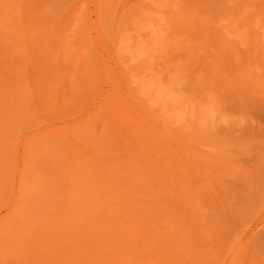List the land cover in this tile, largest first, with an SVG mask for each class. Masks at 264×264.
Masks as SVG:
<instances>
[{
    "label": "rangeland",
    "instance_id": "374dc122",
    "mask_svg": "<svg viewBox=\"0 0 264 264\" xmlns=\"http://www.w3.org/2000/svg\"><path fill=\"white\" fill-rule=\"evenodd\" d=\"M0 255L264 264V0H0Z\"/></svg>",
    "mask_w": 264,
    "mask_h": 264
},
{
    "label": "bare ground",
    "instance_id": "6f19581e",
    "mask_svg": "<svg viewBox=\"0 0 264 264\" xmlns=\"http://www.w3.org/2000/svg\"><path fill=\"white\" fill-rule=\"evenodd\" d=\"M156 33H157V32H156ZM160 34H161V33H160ZM158 36H159V35H158ZM228 39H229V38H228ZM233 40H234V39H233ZM115 116H116V115H115ZM126 117H127V116H126ZM113 119H114V118H113ZM111 123H112V122H111ZM188 124H189V123H188ZM96 131H97V130H96ZM82 141H83V140H82ZM108 143H109V142H108ZM100 148H101V147H100ZM103 148H104V147H103ZM48 152H49V151H48ZM45 153H46V152H45ZM65 161H66V160H65ZM168 161H169V160H168ZM157 162H158V160H157ZM69 163H70V162H69ZM170 163H171V162H170ZM173 163H174V162H173ZM140 167H141V166H140ZM114 168H115V167H114ZM143 168H144V167H143ZM161 168H162V165H161ZM80 169H82V168H80ZM83 169H84V168H83ZM159 169H160V168H159ZM161 170H163V169H161ZM164 170H165V169H164ZM115 171L117 172V170H115ZM78 172H79V171H78ZM95 172H97V171H95ZM185 174H186V173H185ZM77 175H80V173L77 174ZM118 176H119V175H118ZM121 176H122V175H121ZM115 177H116V176H115ZM153 177H155V175L152 176V177H149V178H153ZM118 178H119V177H118ZM121 178H122V177H121ZM140 178H141V177H140ZM92 179H93V178H92ZM158 179H159V178H158ZM73 180L75 181V179H73ZM73 180H72L71 182H74ZM151 180H152V179H151ZM76 181H77V180H76ZM154 181H155V180H154V178H153L152 181H148V182L153 183ZM117 182H119V181H117ZM146 182H147V181H146ZM162 183H163V182H162ZM113 184H114V183H113ZM142 184H143V183H142ZM159 184H160V183L158 182V186H159V187H158V186H156V187L154 186V188H156V189L158 188V190H159V193L156 194L157 197H158V194H160V193H162V192H163V193H162L161 196H163V195H164V189H163V188H166V187L160 188V187H162V185L160 184V185H161V186H160ZM151 185H154V184H151ZM210 185H211V184H210ZM80 186H81V185H80ZM108 186H109V185H108ZM112 186H113V185H112ZM117 186H120V185H117ZM125 186H126V185H125ZM146 186H148V185H145V187H146ZM164 186H165V185H164ZM114 187H115V186H114ZM129 187H130V186H129ZM134 187H136V186H134ZM111 188H112V187H111ZM111 188H110V189H111ZM122 188H123V186H122ZM148 188H149V187H148ZM32 189H33V188H32ZM59 189H60V188H59ZM88 189L90 190V188H88ZM110 189H109L108 193H109V192L112 193ZM156 189H155V190H156ZM166 189H167V188H166ZM67 190H68V189H67ZM89 190H88V192H89ZM125 190H126V188L124 189V191H125ZM135 190H138V189H135ZM160 190H162V192H160ZM65 191H66V190H65ZM68 191H69V190H68ZM71 191H72V190H71ZM96 191H97V190H96ZM104 191H105V190H104ZM122 191H123V190H122ZM127 191H128V190H127ZM146 191H147V193L149 192L150 194H153V193H152V192H153V189H151L150 191H148V190L146 189ZM63 192H64V191H63ZM66 192H67V191H66ZM69 192H70V191H69ZM69 192H68L67 194H69ZM72 192H73V191H72ZM84 192L87 193L86 191H84ZM93 192H94V191H91L90 193H92V194L94 195L95 192H94V193H93ZM129 192H130V191H129ZM90 193H89V194L87 193V195H84V196L87 198L88 195H90ZM113 193H115V192H113ZM113 193H112V194H113ZM121 193L124 194V192H121ZM132 193H133V192H132ZM165 193H166V192H165ZM29 194H30V193H29ZM117 194H118V193H117ZM138 194H139V193H138ZM150 194H149V195H150ZM60 195H61V194H60ZM131 195H132V194H131ZM135 195H137V192H136ZM140 195H141V194H140ZM147 195H148V194H147ZM69 196H70V195H69ZM84 196H83V197H84ZM98 196H100L99 193H98V195L95 196V197L97 198ZM101 196H102V195H101ZM115 196H116V195H115ZM118 196H119V195H118ZM118 196H117L116 198H114V199L117 200V199H118ZM125 196H127L126 193H125ZM128 196H129V195H128ZM154 196H155V195H154ZM161 196H159L160 200H162ZM164 196H165V195H164ZM164 196H163V197H164ZM167 196H168V195H167ZM63 197H66V196H63ZM70 197H71V196H70ZM73 197H74V196H73ZM91 197H92V196H91ZM103 197H104V196H103ZM112 197H114V196H112ZM151 197H152V195H151ZM151 197H150V199H151ZM173 197H174V196H173ZM86 198L83 199V200H85V204L88 203V201H89V200L86 201ZM88 198H89V197H88ZM96 198H95V199H96ZM100 198H101V197H99V198L96 199V200H99ZM109 198H111V197H108L107 199H109ZM130 198H132V197H130ZM135 198H138V197H134L131 201L134 200V202H135V201H136ZM184 198H185V197H184ZM67 199H68V198H67ZM73 199H75V198H73ZM81 199H82V198L77 199V200H79V201L81 202V201H83V200H81ZM95 199H94L93 201H95ZM114 199H112V201H113ZM138 199L140 200V198H138ZM153 199H155V198H153ZM156 199H157V198H156ZM163 199H164V198H163ZM187 199H188V198H187ZM65 200H66V199H65ZM68 200H69V202H70V201H71V198H69ZM118 200H119V199H118ZM118 200H117V201H118ZM123 200H126V199H123ZM151 200H152V199H151ZM191 200H192V198H191ZM75 201H76V200H75ZM112 201H110L109 203H111ZM117 201H115V202H117ZM120 201H121V200H120ZM127 201L129 202L130 200H127ZM152 201H154V200H152ZM184 201H185V200H184ZM99 202H100V204L102 205L101 201H99ZM106 202H107V201H106ZM106 202H105V203H106ZM128 202H127V203H128ZM149 202H150V201H149ZM172 202H173V201H172ZM191 202H192V201H191ZM81 203H82V202H81ZM91 203H92V201H91ZM91 203H90V204H91ZM177 203H178V202H177ZM76 204H78V203H76ZM76 204H75V205H76ZM85 204H81V205H84V206H85ZM120 204H121V203H120ZM122 204L126 205V203H122ZM122 204H121V205H122ZM129 204H132V203L129 202ZM140 204H142V203H140ZM184 204H185V203H184ZM56 205H57V204H56ZM70 205H71V203H70ZM136 205H137V204H136ZM143 205H144V204H143ZM143 205H140V206L143 207ZM153 205H154V202H153ZM165 205H166V204H165ZM165 205H164V206H165ZM167 205H168V203H167ZM180 205H181V204H180ZM72 206H73V204H72ZM72 206H71V207H72ZM109 206H111V204L108 205V206H104V207H107V208H108ZM64 207L66 208L65 205H64ZM64 207H63V208H64ZM68 207H69V206H68ZM126 207H127V206H126ZM144 207H145V206H144ZM149 207H150V206H149ZM162 207H163V206H162ZM186 207H187V206H186ZM25 208H26V207H25ZM69 208H70V207H69ZM84 208H85V207H84ZM101 208H102V207H101ZM101 208H99V209H101ZM132 208H133V209H137L136 207H132ZM152 208H154V207H152ZM158 208H159V207H158ZM158 208H156V209H158ZM177 208H178V207H177ZM61 209H62V208H61ZM78 209H79V207H78ZM126 209H127V208H126ZM126 209H125V210H126ZM129 209H131V205L128 207V210H129ZM133 209H132V210H129V211H131V212H132V211H133V212H136V210H133ZM143 209H144V208H143ZM143 209H142V210H143ZM154 209H155V208H154ZM154 209H153V210H154ZM165 209H166V208H165ZM25 210H27V208H26ZM53 210H54V209H53ZM66 210H68L69 213L72 212L71 210H69V209L66 208V209H65V213L68 212V211L66 212ZM76 210H77V209H76ZM101 210H103V209H101ZM104 210H105V209H104ZM116 210H117V212L115 211L116 213H119V212H120V207H119V205H118V208H117ZM149 210H150V209H149ZM153 210H151V212H152ZM167 210H168V209H167ZM169 210H170V209H169ZM171 210H172V209H171ZM173 210H174V209H173ZM79 211H80V210H77V211H75V212H79ZM111 211H112V210H111ZM126 211H127V210H126ZM137 211H138V210H137ZM156 211H157V210H156ZM158 211H159V210H158ZM158 211H157V212H158ZM184 211H185V210H184ZM184 211H183V212H184ZM25 212H26V211H25ZM83 212H84V211H83ZM105 212H106V211H105ZM105 212H103V213H105ZM112 212H113V211H112ZM124 212H125V211H124ZM124 212H122V213H124ZM146 212H147V209H146ZM149 212H150V211H148V214H149ZM153 212H154V211H153ZM160 212H161V214L164 213V212L162 213V211H160ZM160 212L158 213V215H161ZM73 213H74V212H72V213L69 214V215H72ZM86 213H88V212H85L84 214L86 215ZM89 213H90V212H89ZM93 213H94V212H93ZM95 213H96V212H95ZM95 213H94V214H95ZM122 213L120 212V214H118V215L122 216V215H123ZM136 213H139V212H136ZM143 213H144V212H143ZM176 213H177V212H176ZM78 214H79V213H78ZM82 214H83V213H82ZM94 214H93V215H94ZM96 214H97V213H96ZM121 214H122V215H121ZM133 214H134V213H133ZM139 214H140V213H139ZM168 214H169V213H168ZM56 215H57V214H56ZM61 215H63V214H61ZM65 215L67 216L68 213L65 214ZM65 215H63V217H61V219L64 218ZM69 215H68V216H69ZM73 215H74V214H73ZM73 215H72V216H73ZM89 215L92 217L91 219L95 218V217H93V215H91V214H89ZM106 215H108V214H106ZM150 215H151V214H150ZM163 215L166 216L165 213H164ZM58 216H59V215H58ZM66 216H65V218L68 217V216H67V217H66ZM82 216H83V215H82ZM97 216H98V218H100L99 214H97ZM109 216H111V215H109ZM112 216H113V214H112ZM120 216H119V217H120ZM151 216H153V215H151ZM156 216H157V215H156ZM164 216H163V217H164ZM74 217H75V219H74V218H73V219H74V220H77V219H76V215H75ZM79 217H80V216H79ZM102 217H105V216H102ZM106 217H107V216H106ZM123 217H125V215H124ZM127 217H131V216H127ZM127 217H126V218H127ZM136 217H137V216H136ZM136 217H135V218H136ZM140 217H141V216H140ZM146 217H147V216H146ZM146 217H145V219H146ZM148 217H149V216H148ZM148 217H147V218H148ZM153 217H155V216H153ZM173 217H174V216H173ZM65 218L63 219L64 221H65ZM69 218H70V216H69ZM77 218H78V217H77ZM88 218H89V217H88ZM137 218H139V216H138ZM161 218H162V217H161ZM23 219H24V218H23ZM57 219H58V218H57ZM57 219H56V220H57ZM83 219H85V218H83ZM129 219H130V218H129ZM154 219H155V218H154ZM46 220H47V219H46ZM46 220H45V221H46ZM58 220H59V219H58ZM71 220H72V219H71ZM94 220H95V219H94ZM97 220H98V219H97ZM99 220H100V219H99ZM103 220H104V219H103ZM109 220H110V219H109ZM134 220H135V219H134ZM134 220H133V221H134ZM60 221H61V220H60ZM72 221H73V220H72ZM90 221H91V220H90ZM100 221H101V220H100ZM112 221H113V219H112ZM114 221H115V220H114ZM120 221H121V220H118V223H120ZM146 221H147V220H146ZM150 221H151V220H150ZM39 222H40V221H39ZM39 222H38V224H39ZM43 222H44V221H43ZM57 222H58V221H57ZM69 222H70V221H69ZM69 222H67V223L69 224ZM79 222H80V221H79ZM79 222H78V223H79ZM82 222H83V221H82ZM84 222H85V221H84ZM84 222L82 223V225L84 224ZM92 222H93V220H92ZM101 222H102V221H101ZM109 222H110V221H109ZM130 222H131V221H130ZM130 222H129V223H130ZM135 222L143 224V222H142L141 220H140V222H138V219H137V221H135ZM144 222H145V221H144ZM151 222H152V221H151ZM151 222H149V225H150ZM153 222H154V220H153ZM153 222H152V225L154 226ZM159 222H160V221H159ZM172 222H173V221H172ZM174 222H175V221H174ZM177 222H178V219H177ZM59 223H61V222H59ZM70 223H71V222H70ZM72 223H73V222H72ZM76 223H77V222H76ZM94 223H95V222H94ZM96 223L98 224V221H97ZM104 223H105V222H104ZM161 223H163V222H161ZM38 224H36L37 227H39ZM61 224H63V223H61ZM74 224H75V223H74ZM80 224H81V222H80ZM85 224H87V222H85ZM85 224H84V226H85ZM88 224H89V222H88ZM88 224H87V225H88ZM100 224H101V223H100ZM110 224L112 225L113 222L110 223ZM110 224H109V225H110ZM158 224H159V223H158ZM158 224H157V225H158ZM165 224H166V223H165ZM43 225H44V224H43ZM58 225H59V224H58ZM65 225H66V224H65ZM71 225H72V224H71ZM111 225L108 226L107 229H109V228L112 229L114 225H113V226H111ZM131 225H132V224H131ZM152 225H151V226H152ZM157 225H156V228H154V229H159V228L161 229L162 226L160 227V226H159L160 224H159L158 227H157ZM195 225H196V224H195ZM61 226H62V225H61ZM67 226H68V225H67ZM67 226H66V227H67ZM73 226H74V225H73ZM76 226L79 227L78 224H77ZM76 226H74V227H76ZM91 226L94 227V225H92V224H91ZM91 226H90V224H89V226H87V227H88V231L91 230V229H90ZM98 226H99V224H98ZM98 226L95 225L94 228L96 229V227H98ZM104 226H107V225H104ZM104 226H103V227H104ZM153 226H152V228H153ZM164 226H165V225H164ZM164 226H163L162 228H164ZM44 227H45V226H44ZM55 227L57 228V225L54 226V227L52 226V228H55ZM69 227H70V226H69ZM71 227H72V226H71ZM74 227L71 228V229L74 230ZM89 227H90V228H89ZM99 227H100V226H99ZM99 227H98V228H99ZM144 227H145V224H144ZM167 227H168V226H167ZM193 227H194V226H193ZM56 228H55V229H56ZM60 228L62 229V227H60ZM94 228H93V229H94ZM105 228H106V227H105ZM129 228H130V227H129ZM147 228H148V227H147ZM168 228H169V227H168ZM189 228H190V226H189ZM28 229H29V228H28ZM35 229H37V228H35ZM47 229H49V228H47ZM71 229H69V231H70ZM93 229H92V230H93ZM95 229L93 230V234H94ZM107 229H106V230H107ZM139 229H140V228H139ZM154 229H153V230H154ZM173 229H174V226H173ZM173 229H172V231H171L172 233H173V231H174ZM29 230H30V229H29ZM52 230H53V229H52ZM62 230H63V229H62ZM73 230H71V232H72ZM85 230H86V229H85ZM92 230H91V231H92ZM101 230H102V229H101ZM114 230H115V227H114V229L112 230V232H113ZM116 230H117V228H116ZM141 230H144V229H141ZM147 230H148V229H147ZM153 230H151V231L149 230V231L153 234ZM170 230H171V229H170ZM176 230H178V229H176ZM40 231H41V230H40ZM56 231H59V230L56 229ZM56 231H54V232H56ZM77 231L80 232L79 229H78ZM88 231H87V233H88ZM96 231H97V233L99 232V230H97V229H96ZM117 231H118V230H117ZM117 231H116V232H117ZM145 231H146V230H145ZM158 231H159V230H158ZM163 231H164V230H163ZM193 231H195V229H194ZM211 231H212V230H211ZM19 232H20V231H19ZM28 232H29V231H28ZM31 232H32V230H31ZM71 232H69V233L71 234ZM73 232H74V231H73ZM73 232H72V233H73ZM102 232L105 233V229H104ZM110 232H111V231H110ZM120 232H121V231H120ZM136 232H137V231H136ZM159 232H160V231H159ZM29 233H30V232H29ZM50 233H51V232H50ZM69 233H68V234H69ZM76 233H77V232H76ZM84 233H85V232H84ZM114 233H115V231H114L112 234H114ZM126 233H127V232H126ZM126 233H125V234H126ZM151 233H148L149 237H151ZM162 233H163V232H162ZM166 233H169V232H166ZM172 233H171V234H172ZM174 233H175V231H174ZM59 234L61 235V237L63 236V235H62V232L59 233ZM68 234H67V235H68ZM78 234H80V233H78ZM78 234H77L76 236H78ZM88 234H89V235H92V238H93V236H95V235L92 234V232H91V233H88ZM98 234H100V233H98ZM117 234H118V233H116V234H114V235H111V236H114V239H116L115 235H117ZM145 234H146V233H145ZM171 234L168 235V236H169V237H172ZM175 234L179 235V233H177V231H176ZM202 234H203V233H202ZM16 235H18V234H16ZM67 235H66V237H67ZM86 235H87V234H86ZM101 235H102V233H101ZM104 235H105V234H103L102 236H104ZM106 235L108 236V238L111 237V236L109 237V234H107V233H106ZM128 235H129V237H125V235L121 234V236H120V238H119V239L123 240V242H125V245L128 244V243H130V241H132V243H133L134 240L136 241V238H134L135 235L132 234V232H131V234H128ZM143 235H144V233H143ZM143 235H142V236H143ZM146 235H147V234H146ZM146 235H145V238H144V237L142 238V236H141V238H139L140 236L137 237V238H139L140 240H141V239H146V238H147ZM199 235H200V234H199ZM203 235H204V234H203ZM72 236H74V235L72 234ZM79 236H81V235H79ZM87 236H88V235H87ZM137 236H138V235H137ZM156 236H157V235H156ZM168 236L165 234L164 239H166V237H168ZM180 236H181V235H180ZM201 236H202V235H201ZM209 236H210V234H209ZM36 237H37V236H36ZM47 237H48V236H47ZM59 237H60V236H59ZM61 237H60V238H61ZM84 237H85V236H84ZM84 237H83V238H84ZM105 237H106V236H105ZM105 237H104V238H105ZM121 237H122V238H121ZM174 237H175V236H174ZM196 237H197V236H196ZM205 237H206V235H205ZM207 237H208V235H207ZM55 238H56V237H55ZM62 238H63V237H62ZM81 238H82V237H81ZM92 238H91V239H92ZM112 238H113V237H112ZM161 238H163V236H162ZM161 238L158 237V239H161ZM65 239H66V238H65ZM86 239H88V238L86 237ZM86 239H84V240L86 241ZM89 239H90V238H89ZM89 239H88L87 241H89ZM91 239H90V240H91ZM95 239H96V237L93 238L94 241H95ZM158 239H157V240H158ZM48 240H49V239H48ZM55 240H56V239H55ZM60 240H61V239H60ZM79 240H80V238H79ZM81 240L83 241V239H81ZM93 240H92V241H93ZM96 240H97V239H96ZM117 240H118V239H116V240H111L112 242L115 241V242H114L115 244L113 243L114 246H115L117 243H120V241H121V240H118V241H117ZM151 240H153V239H151ZM166 240H167V239H166ZM69 241H70V240H69ZM69 241H68V242H69ZM75 241H76V240H75ZM94 241H93V242H94ZM105 241H109V239H108V240L105 239ZM111 241H110V242H111ZM116 241H117V243H116ZM135 241H134V243H138V244L141 243V242H139V241H137V242H135ZM160 241H161V240H160ZM162 241H163V239H162ZM68 242H67V244H68ZM70 242H71V241H70ZM80 242H81V241H80ZM112 242H111V243H112ZM123 242H121L120 244H117V245L122 247V246H123V245H122ZM146 242H147V241H146ZM151 242H152L151 244H153V241H151ZM155 242H156V237H155ZM158 242H159V240H158ZM97 243H98V242H97ZM105 243H106V242H104V245H105ZM108 243H109V242H108ZM132 243H130V244H132ZM134 243L132 244V247H133ZM144 243H145V242H144ZM144 243H143V244H144ZM156 243H157V242H156ZM164 243H165V242H164ZM164 243H162L163 246H164ZM58 244H59V243H58ZM61 244H62V245H61ZM61 244H59V245H61V246L64 245L63 243H61ZM75 244H79V243H78V239H77V243H75ZM100 244H101V242H100ZM102 244H103V243H102ZM183 244H184V243H183ZM45 245H46V244H45ZM69 245H71V244H69ZM82 245H83V244H82ZM85 245H86V244H85ZM106 245H107V243H106ZM110 245H111V244H110ZM135 245H137V244H135ZM169 245H170V244H169ZM179 245H180V244H179ZM200 245H201V243H200ZM72 246H73V245H71V247H72ZM93 246H94L93 248L96 247L95 245H93ZM118 246H117V247H118ZM126 246H127V245H126ZM146 246H148V245H146ZM146 246H144V247H146ZM181 246H183V245H181ZM186 246H187V245H186ZM18 247H19V246H17L16 248L18 249ZM98 247H100V246H98ZM106 247H107V246H106ZM117 247H116V249L119 248V247H118V248H117ZM123 247H124V246H123ZM123 247H122V248H123ZM132 247H131V245L129 246L130 250H126L128 247H126V249L123 248V250H126V251H125V253H124L123 250H122V252H123L124 254H126L127 251L130 252V251L133 250ZM158 247H159V246H158ZM9 248H10V247H9ZM59 248H60V246H59ZM59 248H57V251H62V250L59 249ZM84 248H87V247H84ZM103 248L105 249V247H103ZM111 248H113L112 245H111ZM161 248H162V247H161ZM182 248H184V247H182ZM182 248H181V249H182ZM210 248H211V247H210ZM22 249H23V248H22ZM58 249H59V250H58ZM88 249H90V248H88ZM96 249H99V251H102V247H101V248H96ZM96 249H95V254H96V251H97ZM100 249H101V250H100ZM109 249H110V248H109ZM120 249H121V248H120ZM120 249L117 250V251H119V253L121 252ZM131 249H132V250H131ZM144 249H145V248H144ZM152 249H154V248H152ZM155 249H156V248H155ZM155 249H154V250H155ZM13 250H15V249H13ZM65 250H66V248H65ZM70 250H71V249H70ZM76 250H77V249H76ZM76 250H75L74 252H78V251H76ZM113 250H114V249H113ZM159 250H160V249H159ZM159 250H158V252H160ZM161 250H162V249H161ZM184 250H185V249H184ZM6 251H9V252H10L9 249H6ZM68 251H69V250H68ZM82 251H83V250H82ZM82 251H81V252H82ZM85 251L87 252L88 250L85 249ZM90 251H91V250H90ZM90 251H89V252H90ZM133 251H134V250H133ZM133 251L130 252V253H133ZM139 251H140V254H141V252H142L143 255L145 254V253H143V250H142V249H140V250L138 249V252H139ZM52 252L55 253V256H54L52 253H51V255H53L55 258H57V257H56V256H57V255H56L57 252H55V251H52ZM71 252H73V251H70V253H71ZM74 252H73V253H74ZM97 252H98V251H97ZM115 252H116V251H115ZM122 252H121V253H122ZM129 252H128V253H129ZM147 252H148V251H147ZM158 252H157V253H158ZM162 252H163V251H162ZM168 252H169V251H168ZM1 253H2V252H1ZM13 253H14V252H13ZM19 253H20V252H19ZM73 253H72V254H73ZM90 253H91V252H90ZM106 253H107V251H106ZM111 253H112V251H111ZM116 253H117V252H116ZM134 253H135V251H134ZM2 254H4V253H2ZM23 254L27 255L25 252H24ZM68 254H69V253H68ZM72 254H71V255H72ZM74 254H75V253H74ZM79 254H80V252L78 253V255H79ZM87 254H88V253H87ZM97 254H98V253H97ZM107 254H109V253H107ZM113 254H114V252H113ZM113 254H112V255H113ZM149 254H150V253H148V255H147V254H146V255L149 256ZM177 254H178V253H177ZM183 254H184V253H183ZM5 255H6V254H5ZM15 255H16V252H15ZM83 255H86V253L83 254ZM102 255H105V254L103 253ZM109 255H110V254H109ZM114 255H115V254H114ZM117 255L120 257L119 254H117ZM117 255H116V256H117ZM127 255H128V254H127ZM129 255H130V254H129ZM129 255H128V256H129ZM146 255H144V256H146ZM0 256H1V255H0ZM19 256H20V255H19ZM64 256H65V255H64ZM133 256H136V255H133V254H132L131 257H133ZM137 256H138V255H137ZM139 256H140V255H139ZM139 256H138V257H139ZM144 256H143V257H144ZM1 257H2V256H1ZM23 257H24V256H23ZM60 257H61V256H60ZM62 257H63V256H62ZM68 257H69V256H68ZM85 257H86V256H85ZM90 257H92V256H90ZM98 257H99V256H98ZM98 257H97V259H98ZM107 257H108V256H107ZM121 257H122V256H121ZM121 257H120V258H121ZM124 257H125V256H124ZM143 257H142V258H143ZM153 257H155V256H153ZM83 258H84V256H83ZM93 258L96 259V256L93 257ZM93 258H91V259H93ZM102 258H103V257H102ZM112 258L114 259V256H113ZM117 258H118V257H117ZM120 258H118V259H120ZM122 258H123V257H122ZM125 258L128 259V257H125ZM146 258H148V257H146ZM171 258H173V257L171 256ZM63 259L65 260V258H63ZM69 259H70V258H69ZM80 259H81V258L79 257L78 260H80ZM84 259H85V258H84ZM23 260H24V259H23ZM71 260H72V259H71ZM81 260H82V259H81ZM128 260H129V261H132L133 259H132V260L128 259ZM140 260H141V257H140ZM146 260H148V259H146ZM162 260H163V259H162ZM170 260H172V259H170ZM74 261H75V260H74ZM82 261H83V260H82ZM84 261H86V260H84ZM87 261H88V260H87ZM91 261H92V260H91ZM91 261H90V262H91ZM99 261H100V260H99ZM101 261H102V260H101ZM109 261H110V259H109ZM113 261H114V260H113ZM116 261H117V260H116ZM122 261H123V260L121 259V262H122ZM148 261H149V260H148ZM189 261H190V260H189ZM63 262H64V261H62V263H63ZM66 262H67V261H66ZM66 262H65V263H66ZM75 262H77V261H75ZM88 262H89V261H88ZM93 262H94V264H95L96 261L94 260ZM97 262H98V260H97ZM132 262H133V261H132ZM132 262H131V263H132ZM141 262H143V261H141ZM170 262H171V261H170ZM187 262H188V261H187ZM85 263H87V262H85ZM110 263H112V262H110ZM124 263H125V262L123 261L122 264H124ZM147 263H148V262H147ZM164 263H165V261H164ZM167 263H168V262H166V264H167ZM211 263H212V262H211ZM27 264H28V262H27ZM60 264H61V263H60ZM66 264H67V263H66ZM72 264H73V263H72ZM88 264H89V263H88ZM101 264H102V263H101ZM105 264H106V263H105ZM113 264H116V263L113 262ZM128 264H129V263H128ZM132 264H133V263H132ZM139 264H141V263H139ZM144 264H146V263L144 262ZM168 264H169V263H168ZM181 264H182V263H181Z\"/></svg>",
    "mask_w": 264,
    "mask_h": 264
}]
</instances>
